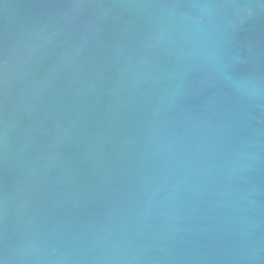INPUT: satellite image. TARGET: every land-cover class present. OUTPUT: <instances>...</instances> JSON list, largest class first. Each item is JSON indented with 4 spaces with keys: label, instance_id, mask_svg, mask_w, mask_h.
Returning a JSON list of instances; mask_svg holds the SVG:
<instances>
[{
    "label": "water",
    "instance_id": "95a60500",
    "mask_svg": "<svg viewBox=\"0 0 264 264\" xmlns=\"http://www.w3.org/2000/svg\"><path fill=\"white\" fill-rule=\"evenodd\" d=\"M0 264H264V0H0Z\"/></svg>",
    "mask_w": 264,
    "mask_h": 264
}]
</instances>
